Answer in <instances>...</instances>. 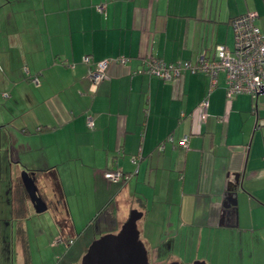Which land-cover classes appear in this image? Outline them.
I'll return each mask as SVG.
<instances>
[{
    "label": "crops",
    "instance_id": "1",
    "mask_svg": "<svg viewBox=\"0 0 264 264\" xmlns=\"http://www.w3.org/2000/svg\"><path fill=\"white\" fill-rule=\"evenodd\" d=\"M248 11L264 28V0H0L1 96L14 106L1 108L11 144L0 161L14 178L28 171L51 208L50 246H77L80 261L136 210L154 258L163 248L186 264H264V92L228 98L223 72L209 91L204 72L138 71L147 57L232 49L230 21ZM87 55L110 60L95 91ZM113 169L124 181L106 177ZM234 173L236 205L225 207Z\"/></svg>",
    "mask_w": 264,
    "mask_h": 264
},
{
    "label": "built area",
    "instance_id": "2",
    "mask_svg": "<svg viewBox=\"0 0 264 264\" xmlns=\"http://www.w3.org/2000/svg\"><path fill=\"white\" fill-rule=\"evenodd\" d=\"M103 9L102 6L98 7ZM256 11L233 17L230 21L233 29L234 44L232 49L217 45L211 57L200 55L195 61H177L167 63L162 59L147 57L143 60L140 73L155 75L163 80H176L185 72L192 74L204 72L209 76V91L216 85L217 76L223 72L225 75V91L228 98L240 93H248L256 97L264 92V28L258 24L259 15ZM122 62L125 58L118 59ZM84 62L89 65L88 77L92 91L108 78L106 69L109 59L93 60L91 55L84 57ZM34 82H38L34 77ZM200 106L205 109L207 100L203 99ZM88 127L94 126L91 115H87ZM185 136L181 145L186 146ZM106 177L111 181H120L121 172H106Z\"/></svg>",
    "mask_w": 264,
    "mask_h": 264
},
{
    "label": "rangeland",
    "instance_id": "3",
    "mask_svg": "<svg viewBox=\"0 0 264 264\" xmlns=\"http://www.w3.org/2000/svg\"><path fill=\"white\" fill-rule=\"evenodd\" d=\"M3 90H8V89L0 88V123L2 122V118L4 117V115H6L1 110V108L9 106L10 109H13L14 107L12 103L8 101V98L7 100H5L1 96ZM15 112H16V109H15ZM7 131H8L7 129L4 130V127L0 128V141H1V137L7 138L5 136ZM10 144L11 143L8 144V142H4L3 144L0 143V156L1 157L2 155L5 154V149L8 148V145L10 146ZM13 166H14L13 163L9 162V164L7 165L8 173H7V176L4 175L3 181H5L7 184L9 183L12 184V182L14 185H16L17 183L21 184L22 183L21 173L16 178L11 176V173L13 172L14 169L11 171L10 169L13 168ZM14 175H16V173H14ZM3 196H2L3 200L5 201L1 203L0 208L3 211L1 212L0 216H2L5 220L9 222L11 218L13 217V211L9 210L8 207H6V205L9 204L8 203L9 197L6 194H4ZM24 204L27 209L23 210L22 214L20 215V218L22 219L23 227L26 229L25 238L27 240L28 252H30L29 264H71L73 261L81 262V259L83 256L80 257V261H78L80 255L77 252V246L72 247L71 253H69V249L66 250V248H64L63 246H60V247L50 246V239L51 238L53 239L56 237L55 225L50 215V213L52 212L51 208L41 213H36V211L33 210V206H31L32 205L31 202L29 203L27 199L25 200ZM140 223L141 222L139 221L138 224L140 225ZM10 227H11V231L12 229H14V232H16L15 225L14 227H13V224L11 226H7V229L9 231H10ZM14 237L15 239H14V243L12 244V247H13L14 254L15 253L17 254V258L15 257V262H13L12 264H20L18 263V261L22 259V253H21L22 251H20L19 247L18 248L14 247L16 246V242H17L16 234L14 235ZM146 250L148 254L149 264H168L170 262H175L177 260H180L179 262L186 264V260H191V258L190 259L189 258L180 259L178 256L176 259V258H173L172 256L165 255L164 251H162V255H160L161 254V251H160V253L156 256V258H154L151 255V251H149V249L147 248ZM209 259H210V256H209ZM217 259H218L217 261L220 264L221 263L224 264L222 259H219V257ZM195 260H199V259H195Z\"/></svg>",
    "mask_w": 264,
    "mask_h": 264
},
{
    "label": "water",
    "instance_id": "4",
    "mask_svg": "<svg viewBox=\"0 0 264 264\" xmlns=\"http://www.w3.org/2000/svg\"><path fill=\"white\" fill-rule=\"evenodd\" d=\"M240 178L241 173L233 174V182L231 181L228 185V204H224L225 207L236 205L235 189L240 186ZM21 181L36 213L45 211L46 203L38 196L37 187L28 171L21 172ZM140 217V212L132 210L117 233H107L94 239L87 247L79 264H149L147 250L139 238L136 225ZM191 264L207 263L196 260Z\"/></svg>",
    "mask_w": 264,
    "mask_h": 264
},
{
    "label": "flooded vegetation",
    "instance_id": "5",
    "mask_svg": "<svg viewBox=\"0 0 264 264\" xmlns=\"http://www.w3.org/2000/svg\"><path fill=\"white\" fill-rule=\"evenodd\" d=\"M3 177L4 173L0 167V207L1 203L4 202L3 195L6 194L9 197L8 203L10 207L8 209L13 211V217L8 222L2 216H0V264H12L13 262H15V254L13 251L12 244L14 242V235L17 233V221L20 220V215L22 214L21 206L24 202V199H27L29 201V197L22 183H17L16 185H14L12 182V184H7L5 181H3ZM37 194L45 201L44 197L42 196V194H40L38 189ZM2 211L3 210H1L0 208V214ZM12 224L13 227L15 225L16 232H14V229H12L11 231V227L10 231L7 229V226H11Z\"/></svg>",
    "mask_w": 264,
    "mask_h": 264
},
{
    "label": "trees",
    "instance_id": "6",
    "mask_svg": "<svg viewBox=\"0 0 264 264\" xmlns=\"http://www.w3.org/2000/svg\"><path fill=\"white\" fill-rule=\"evenodd\" d=\"M160 59V58H159ZM94 60V59H93ZM96 61V60H95ZM187 61V60H186ZM189 61V60H188ZM1 169L4 171V175L7 176V173H8V168L7 166H5L2 162H1ZM7 169V170H6ZM6 170V172H5ZM118 169H113V170H108L106 172H111V171H117ZM121 175H122V178L120 181H124L125 177H126V173H124L123 171H121ZM23 212V211H22ZM25 228L23 227V223H22V219L20 218L19 221H17V226H16V230H17V233H16V238L19 239L21 241V243H23V252H24V263L23 264H29V256H28V249L25 245ZM15 239V237H14ZM14 243V242H13Z\"/></svg>",
    "mask_w": 264,
    "mask_h": 264
}]
</instances>
